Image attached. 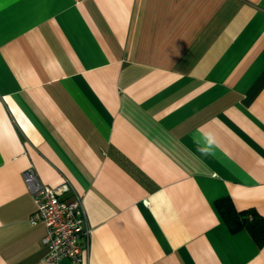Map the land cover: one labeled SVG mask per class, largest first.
I'll list each match as a JSON object with an SVG mask.
<instances>
[{
    "label": "crops",
    "instance_id": "obj_1",
    "mask_svg": "<svg viewBox=\"0 0 264 264\" xmlns=\"http://www.w3.org/2000/svg\"><path fill=\"white\" fill-rule=\"evenodd\" d=\"M31 167L80 264H264L216 209L264 217V0H0V264H47Z\"/></svg>",
    "mask_w": 264,
    "mask_h": 264
},
{
    "label": "built area",
    "instance_id": "obj_2",
    "mask_svg": "<svg viewBox=\"0 0 264 264\" xmlns=\"http://www.w3.org/2000/svg\"><path fill=\"white\" fill-rule=\"evenodd\" d=\"M22 178L35 205L29 223L35 226L43 222L46 229L42 238L46 247L45 262L57 264L67 259L73 264H80L91 233L81 199L77 196L65 197L70 189L66 183L57 186L42 184L32 167L22 173ZM82 239L85 241L82 242Z\"/></svg>",
    "mask_w": 264,
    "mask_h": 264
},
{
    "label": "trees",
    "instance_id": "obj_3",
    "mask_svg": "<svg viewBox=\"0 0 264 264\" xmlns=\"http://www.w3.org/2000/svg\"><path fill=\"white\" fill-rule=\"evenodd\" d=\"M216 209L230 232L245 230L258 247L264 246V217L255 209L238 211L229 198L217 200Z\"/></svg>",
    "mask_w": 264,
    "mask_h": 264
},
{
    "label": "clouds",
    "instance_id": "obj_4",
    "mask_svg": "<svg viewBox=\"0 0 264 264\" xmlns=\"http://www.w3.org/2000/svg\"><path fill=\"white\" fill-rule=\"evenodd\" d=\"M206 140V147L200 148L199 150L204 154H210L211 153V147L214 141H212L210 138H205Z\"/></svg>",
    "mask_w": 264,
    "mask_h": 264
}]
</instances>
